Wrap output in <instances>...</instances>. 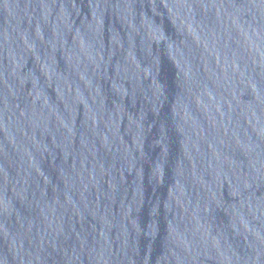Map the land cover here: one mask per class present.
<instances>
[{"label":"water","instance_id":"95a60500","mask_svg":"<svg viewBox=\"0 0 264 264\" xmlns=\"http://www.w3.org/2000/svg\"><path fill=\"white\" fill-rule=\"evenodd\" d=\"M0 264H264V0H0Z\"/></svg>","mask_w":264,"mask_h":264}]
</instances>
